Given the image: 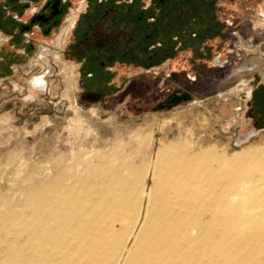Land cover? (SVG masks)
Returning <instances> with one entry per match:
<instances>
[{
    "label": "bare ground",
    "instance_id": "bare-ground-1",
    "mask_svg": "<svg viewBox=\"0 0 264 264\" xmlns=\"http://www.w3.org/2000/svg\"><path fill=\"white\" fill-rule=\"evenodd\" d=\"M69 33L56 41L60 52L41 51L28 69L48 56L63 66L78 136L103 127L128 131L131 140L106 139L109 154L93 145L92 160L73 155L58 175L27 190L20 207L5 209L0 264H264V183L249 180L235 191L240 158L207 138H150L152 115L134 133L114 115L104 123L97 108L81 112L78 67L61 54ZM246 168L264 172V150Z\"/></svg>",
    "mask_w": 264,
    "mask_h": 264
},
{
    "label": "rangeland",
    "instance_id": "rangeland-1",
    "mask_svg": "<svg viewBox=\"0 0 264 264\" xmlns=\"http://www.w3.org/2000/svg\"><path fill=\"white\" fill-rule=\"evenodd\" d=\"M168 1L172 3L170 10L161 17L165 22L170 20V38L180 32L184 35L177 40L171 38L168 45L170 49L165 53L173 57L169 65L163 63L167 60L161 62L160 59L152 64H139L130 72L122 68V80L118 81L110 93L122 88L124 82L128 83L127 75L132 74L129 91H121L101 99H97V95L84 96L82 81L79 79L76 99L80 111L97 108L104 123L112 122L109 119L114 115L121 129L132 126L134 133H137V127L143 118L152 115L153 123L147 130L150 138L154 136L157 141H175L181 137H193L197 141L207 138L209 143L212 141V144H217L219 150L225 148L230 154L240 158L235 169V191L242 189L249 180L263 184V170L251 173L246 166L255 162L260 157L261 150H264V128L246 141L239 142V139L247 137L244 131L247 127L243 124L245 98L253 86L257 87L259 82L264 81V48L261 50L262 54L258 52L259 47L257 50L252 48L246 51L241 41L245 43L248 38L243 37L239 31L233 34V29L238 30L241 24H246L241 29L245 33L253 26L264 28V0ZM141 3L143 4V0ZM79 5H82V1L76 0L72 6L69 5L73 10L68 9L65 19L51 35L38 37L35 54L26 62L23 61L20 69L15 66L13 72L20 77L0 79V199L4 200L0 214L10 207H20L27 190L58 175L59 168L71 163L73 155L76 159H82L88 154V160H92L91 156H95L92 153L93 145L102 150L107 149L106 153L109 154L112 148L102 143L106 139H111L114 143H120L122 139L129 143L131 140L128 131L123 130V134H116L103 127L94 135L85 137L80 133L78 136V132L72 129L75 111L71 105L74 95L68 89L63 66L52 56H48L42 65L33 69L27 67L41 51L47 50L51 54L60 51L56 41L65 31L66 18L70 12L76 11L77 14L76 8ZM175 15L184 22L180 30L178 22L173 20ZM227 18L235 20L238 26L227 28V24L230 25L225 21ZM155 34L152 43H158L162 37L161 33ZM174 41L182 42L183 45L180 46L179 42L176 44ZM227 49L236 51L235 53L239 51L241 56L228 54L229 63L225 65L229 66L223 67ZM157 51H163V47L157 44L155 52ZM219 55L221 59L218 62L216 57L220 58ZM62 57L69 65L79 66L63 54ZM157 71L160 73L157 74ZM169 71L176 73L175 78L168 82L170 91L162 85L163 77ZM46 72L47 87L39 91L42 86L44 88L45 80L42 84L40 78H31ZM164 88L166 91L162 90ZM255 96L256 100L260 97L263 100L264 88L255 91ZM262 125L264 127V121ZM251 148L254 150L250 154H242ZM244 165L245 167H241ZM242 199L243 197L238 198ZM5 238L6 234L0 232V242Z\"/></svg>",
    "mask_w": 264,
    "mask_h": 264
},
{
    "label": "flooded vegetation",
    "instance_id": "flooded-vegetation-1",
    "mask_svg": "<svg viewBox=\"0 0 264 264\" xmlns=\"http://www.w3.org/2000/svg\"><path fill=\"white\" fill-rule=\"evenodd\" d=\"M74 1L76 0H0V79H8L11 76L12 78L20 77L13 72L15 66H19L20 69V64L35 54L36 40L40 35H51L59 28L68 9L73 10L70 6ZM78 1H82V5L77 6V14L76 11L70 12L66 18L67 23L64 24V26L67 24L65 30L70 28V33L62 54L69 61L79 64L77 66L79 79L82 81V93L84 96L87 95L86 97H96L97 95V99H101L121 91L128 92L133 78L132 74H126L129 77L128 83L124 82L122 88L110 93L117 86L118 81L122 80L121 69L130 72L135 70L139 64H152L160 59H162L161 62L167 60L163 63L169 65L173 57L165 53L170 49L168 45H170L172 37L177 40L180 36L181 38L184 36L181 35L183 32L177 31L180 33L172 36V39L170 38L172 28L170 20L165 22L161 17L162 14L164 15L170 10L172 3L168 0H143V4L141 0ZM220 6L222 7V5ZM174 17L173 20L178 22L177 26L180 30L184 22L180 21V17L176 15ZM229 19L231 20V18ZM230 20L225 19L226 23L227 21L230 23V25L227 24V28L238 26L235 24V20ZM244 25L246 24L238 26V30L233 29V34L239 31L243 37L248 38L245 41V43L248 42L247 45L258 49V43L261 41L264 43V39H261L259 34L260 32L264 34V28L253 26L250 31L245 33L241 31L244 29ZM155 33L162 35L158 43H152ZM174 42L178 44L179 41ZM231 43L230 39V45ZM157 44L163 47V51L155 52ZM179 44L183 45L182 42ZM230 45L228 46L230 47ZM255 45L257 46L255 47ZM235 52L226 50L223 67L229 66L225 65L229 63L227 55ZM235 54L241 56L239 51ZM221 55H219L220 58L216 57V61L219 62ZM159 73L157 71V74ZM23 74L27 73L23 72ZM175 76L174 71H169L168 75L163 77L162 85H165V88L168 87V91H170L168 82ZM158 88L161 87L158 85ZM165 88L162 90L166 91ZM257 90L253 89L250 100L247 98L250 95L249 92L245 98L246 111L243 113L245 117L243 124L247 127L244 130L246 135L264 128L261 126L262 116L264 118L263 112H261L264 111V101L261 100V97L259 100H256V96L254 97ZM106 102L104 101V103Z\"/></svg>",
    "mask_w": 264,
    "mask_h": 264
},
{
    "label": "water",
    "instance_id": "water-1",
    "mask_svg": "<svg viewBox=\"0 0 264 264\" xmlns=\"http://www.w3.org/2000/svg\"><path fill=\"white\" fill-rule=\"evenodd\" d=\"M47 74H48V72H46V73H41V74L35 75V76H33V77L31 78V80H32L34 77H38V78H40L41 81H42V84H44V80H45L44 88H43V86H42V88H39V91H41V90H43V89H45V88L47 87V79H46ZM30 86H31V81H30ZM37 90H38V89H37ZM255 133H256V131H253V132H251L250 134H248L247 137H240L239 142H241V141H246V140L250 139Z\"/></svg>",
    "mask_w": 264,
    "mask_h": 264
},
{
    "label": "crops",
    "instance_id": "crops-1",
    "mask_svg": "<svg viewBox=\"0 0 264 264\" xmlns=\"http://www.w3.org/2000/svg\"><path fill=\"white\" fill-rule=\"evenodd\" d=\"M259 34H260V36H261V39H264V34H263L262 32H260ZM263 45H264L263 41H261V42L258 43V46H259L258 52H259L260 54H262V51H261V50L264 48ZM255 46H257V45H255ZM262 78H263V77H262ZM258 86H260V87H258ZM258 86H257V87H254V86H253V87L251 88V90L249 91L250 95L247 97L248 100H250L251 97H252L253 89H254V88H256V89L262 88L261 86H264V81L259 82ZM261 90H262V89H261ZM245 111H246V110H245ZM245 111H244V112H245ZM263 114H264V112H263ZM263 121H264V118H263ZM262 126H263V125H262Z\"/></svg>",
    "mask_w": 264,
    "mask_h": 264
},
{
    "label": "trees",
    "instance_id": "trees-1",
    "mask_svg": "<svg viewBox=\"0 0 264 264\" xmlns=\"http://www.w3.org/2000/svg\"><path fill=\"white\" fill-rule=\"evenodd\" d=\"M262 88H264V86H261ZM263 101H264V99H263Z\"/></svg>",
    "mask_w": 264,
    "mask_h": 264
}]
</instances>
